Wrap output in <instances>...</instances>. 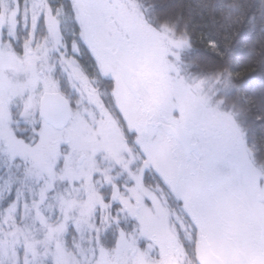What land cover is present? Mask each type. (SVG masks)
Here are the masks:
<instances>
[{
  "label": "rangeland",
  "instance_id": "374dc122",
  "mask_svg": "<svg viewBox=\"0 0 264 264\" xmlns=\"http://www.w3.org/2000/svg\"><path fill=\"white\" fill-rule=\"evenodd\" d=\"M68 1L110 94L76 60L86 52L66 44L59 1L0 0V264H187L179 237H191L178 220L186 217L220 264H264V172L220 110L221 83L188 73L184 43L149 25L135 0ZM61 73L70 120L56 131L38 105L60 94ZM148 120L160 124L156 134ZM177 125L191 134L189 158L166 133ZM153 173L177 212L142 182ZM136 218L138 229L123 224Z\"/></svg>",
  "mask_w": 264,
  "mask_h": 264
},
{
  "label": "trees",
  "instance_id": "16d2710c",
  "mask_svg": "<svg viewBox=\"0 0 264 264\" xmlns=\"http://www.w3.org/2000/svg\"><path fill=\"white\" fill-rule=\"evenodd\" d=\"M55 1L67 16L62 23L66 44H75L83 54L86 50L71 3ZM135 1L144 7L149 25L184 43L179 57L188 73L215 86L221 83L220 110L232 116L254 164L264 172V0ZM20 33L21 38L25 32ZM77 58L91 73L96 87L110 94L111 84L100 77L89 54ZM56 78L60 95L69 97L62 73ZM111 102L107 95L105 103L111 104L109 110L117 118Z\"/></svg>",
  "mask_w": 264,
  "mask_h": 264
},
{
  "label": "flooded vegetation",
  "instance_id": "af4514ba",
  "mask_svg": "<svg viewBox=\"0 0 264 264\" xmlns=\"http://www.w3.org/2000/svg\"><path fill=\"white\" fill-rule=\"evenodd\" d=\"M123 78H124V80H126V76L124 73H123ZM116 121H117L118 126L121 128V131L123 132V134L127 137V143L130 145V143H129L130 140L128 139V135L125 133L126 132L125 131V125H124L122 117L118 116ZM146 123L148 124L147 126L149 128H152L154 130L155 134L157 133V129H161L160 124L156 126L155 124L149 123V120L146 121ZM166 133L169 134V136L172 139L176 140L175 142L177 143V145L180 146V148H182L183 152L182 151L181 152L183 154H185V156H186L185 158H189V154L191 153V151L193 149V145L191 144V134L184 131V129H181L180 127H178V125L175 126L174 129H169L168 131H166ZM143 135L146 136L147 133L143 132ZM81 159L82 158H80L79 161H81ZM139 159H141L140 156H139ZM160 170H161V173L163 174L165 171V168H163L161 166ZM144 178H148V180H152L153 190H155L156 194L159 195L160 201L163 202V204L172 213L177 212V210L181 209L180 208V206H181L180 202H178L174 198L173 194L171 193V191L169 190L167 185L164 183V181L161 179V177L159 178V176H157L154 173L153 174H144L142 176V182H143V180H145ZM110 193L111 194L109 197V201H110V205H111L110 208L112 210L111 213H113L115 225H118L117 223H119V224L122 223L121 222L122 207L120 206L119 202L117 201L121 195V191H119L117 184H113V186L110 190ZM175 217H177V216H175ZM177 218H179V216ZM178 220L182 221L184 223V225L186 226L185 228L187 229V231H185V232H187L186 234L183 232H181V233L185 234V235H190V237H191L190 239L179 237V240H180V243H181V246L183 249V252L180 253L179 256L185 257L188 261L187 264H207L202 259L203 253H205L204 251L206 250V248L214 257L217 258V256L211 251V248L209 247V245L207 243H205V239L201 236L200 237L197 236V234H198L197 233V231H198L197 227L194 224H191L187 217L185 220L181 219V218H179ZM118 221H120V222H118ZM137 222H138V218H136V221H135V219L134 220L133 219L132 220H125V221H123V224H125L126 228H130V226H134V229H138L137 228ZM142 222H143V220H142ZM118 226H120V225H118ZM136 232L137 231H135V234H136ZM130 235L131 234L128 233V236H130Z\"/></svg>",
  "mask_w": 264,
  "mask_h": 264
},
{
  "label": "water",
  "instance_id": "95a60500",
  "mask_svg": "<svg viewBox=\"0 0 264 264\" xmlns=\"http://www.w3.org/2000/svg\"><path fill=\"white\" fill-rule=\"evenodd\" d=\"M40 119L56 131L64 129L70 119V109L67 102L56 93H44L38 105ZM203 253V261L207 264H220L219 261L207 250Z\"/></svg>",
  "mask_w": 264,
  "mask_h": 264
},
{
  "label": "snow or ice",
  "instance_id": "6c2138e0",
  "mask_svg": "<svg viewBox=\"0 0 264 264\" xmlns=\"http://www.w3.org/2000/svg\"><path fill=\"white\" fill-rule=\"evenodd\" d=\"M6 255V254H5ZM13 255H15L14 253H13Z\"/></svg>",
  "mask_w": 264,
  "mask_h": 264
},
{
  "label": "bare ground",
  "instance_id": "6f19581e",
  "mask_svg": "<svg viewBox=\"0 0 264 264\" xmlns=\"http://www.w3.org/2000/svg\"><path fill=\"white\" fill-rule=\"evenodd\" d=\"M63 130V129H62Z\"/></svg>",
  "mask_w": 264,
  "mask_h": 264
}]
</instances>
